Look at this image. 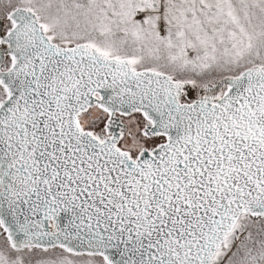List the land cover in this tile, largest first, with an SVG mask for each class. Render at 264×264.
Segmentation results:
<instances>
[{"label": "snow or ice", "instance_id": "1", "mask_svg": "<svg viewBox=\"0 0 264 264\" xmlns=\"http://www.w3.org/2000/svg\"><path fill=\"white\" fill-rule=\"evenodd\" d=\"M0 264H264V0H0Z\"/></svg>", "mask_w": 264, "mask_h": 264}]
</instances>
